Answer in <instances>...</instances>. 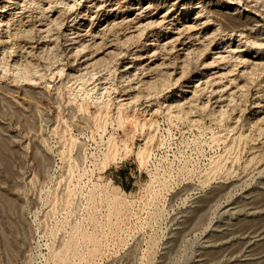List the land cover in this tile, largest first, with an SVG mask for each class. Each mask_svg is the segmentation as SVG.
Listing matches in <instances>:
<instances>
[{"label":"rangeland","instance_id":"374dc122","mask_svg":"<svg viewBox=\"0 0 264 264\" xmlns=\"http://www.w3.org/2000/svg\"><path fill=\"white\" fill-rule=\"evenodd\" d=\"M0 264H264V0H0Z\"/></svg>","mask_w":264,"mask_h":264},{"label":"bare ground","instance_id":"6f19581e","mask_svg":"<svg viewBox=\"0 0 264 264\" xmlns=\"http://www.w3.org/2000/svg\"><path fill=\"white\" fill-rule=\"evenodd\" d=\"M26 72V71H25Z\"/></svg>","mask_w":264,"mask_h":264}]
</instances>
